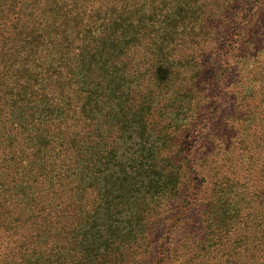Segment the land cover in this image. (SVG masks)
Returning <instances> with one entry per match:
<instances>
[{
	"label": "rangeland",
	"instance_id": "obj_1",
	"mask_svg": "<svg viewBox=\"0 0 264 264\" xmlns=\"http://www.w3.org/2000/svg\"><path fill=\"white\" fill-rule=\"evenodd\" d=\"M65 1L59 0V6L65 8ZM229 2L84 0L80 13L74 9L58 35L46 36L29 56L21 54L18 64L27 63L21 81L13 74L11 52L0 55V264H138L135 260L145 254L154 257L151 264L246 263L264 232L249 215L251 196L241 200L238 188L230 189L227 181L221 183L226 188L211 191L207 209L212 186H200L151 244L144 240L146 221L138 215L146 211L137 212L138 205L129 210V231L121 206L100 204L86 189L89 178L102 181L106 172L109 179L111 169L130 177L139 171L159 176V170L148 168L147 138L154 124L158 128L157 122L168 117L159 109L147 114L150 129L145 133L142 108H148L155 93L164 99L168 85L172 97L190 83L186 77L194 64L187 61L188 47L210 44L215 22ZM185 27L194 33L191 43L184 37ZM242 27L226 42L241 40ZM147 34L174 40L170 55L159 58L158 51L138 43L137 36L149 38ZM233 54L240 67L248 62L241 46ZM261 57L254 73L264 92ZM162 59L176 65L173 74ZM12 88L20 101L15 102ZM124 102L129 122L118 109ZM176 102L181 103L179 98ZM249 124L253 130L254 122ZM201 129L198 125L191 136L197 140V155L206 151ZM244 132L243 139L249 131ZM142 157L147 163L140 169ZM76 192L85 196L78 198Z\"/></svg>",
	"mask_w": 264,
	"mask_h": 264
},
{
	"label": "trees",
	"instance_id": "obj_2",
	"mask_svg": "<svg viewBox=\"0 0 264 264\" xmlns=\"http://www.w3.org/2000/svg\"><path fill=\"white\" fill-rule=\"evenodd\" d=\"M54 1L43 4L41 0H0V55L11 52L15 65L13 74L18 76L17 80L21 81L27 66V63L18 64L22 59L21 54L29 56L46 36L58 35L68 23L67 16L74 9L79 14L84 6L81 3L84 0H66L65 8L59 6V0ZM257 4V10L249 14L252 6ZM261 4H264V0H230L227 12L215 22L216 30L210 44L188 47L187 61L194 64L189 68L190 76L186 77L190 83L176 89V95L172 97L169 95L171 86L168 85L169 90H166L164 99L160 93H155L148 101V108H142L141 127L145 133L150 129L145 124L147 114L159 109L162 116L168 117L167 121L163 119L162 124L157 122L158 128L154 124L147 138L152 162L148 168L159 170V176H147L145 172L139 171L130 177L124 171L111 169L109 179L106 178V172L103 174V182L98 176L88 179L90 183L86 189L90 190V195L94 194V201L119 205L125 211V228L129 231V210H134L138 205L137 212L146 211V214L138 215L148 226L143 230L147 244L156 240L165 226L166 229L169 227L178 207L182 209L183 202L194 195L200 186L202 189L204 184L213 187L205 206V209L209 208L212 203L211 191L216 187L226 188L221 184L224 181H227L230 189L238 188L237 196L241 200L245 195L251 196L254 204L250 207L249 215L255 223L262 225L260 229L264 232V92L256 85L254 73V64L261 61V55L264 54V7H260ZM239 24L243 25L242 39L235 44L231 40L226 42V36L232 37ZM183 32L184 37L190 43L193 42L194 33L187 31V27ZM148 37L137 36L138 43L148 46L155 53L158 51L159 58L170 55V43L174 40ZM240 46L245 49L248 59L241 67L239 63H233L234 57H237L233 53ZM163 62L169 64L168 72L173 74L176 65L170 60L162 59ZM12 92L15 102L20 101L14 88ZM178 98L181 103L177 106ZM125 104H121L118 109L129 122ZM250 113H255L256 117ZM249 120L254 122L253 130L247 127L250 125ZM198 125L202 126L203 145H206V151L199 155L194 146L197 140L191 138ZM245 130L249 133L243 139ZM244 140H248L246 145ZM257 148L260 150L256 152ZM144 159L142 157L140 169L147 163ZM113 177H116L115 180ZM143 186L145 190H142ZM123 187H126V193L122 192ZM147 187L150 189L147 190ZM153 188L158 192L157 195L150 194L154 193L151 191ZM75 195L82 198L85 193L76 192ZM48 214L51 216L52 213ZM257 241L259 244L251 248V256L244 264H264V234L262 240ZM144 256L135 258V261L138 264H151L155 260L151 255L147 258Z\"/></svg>",
	"mask_w": 264,
	"mask_h": 264
}]
</instances>
